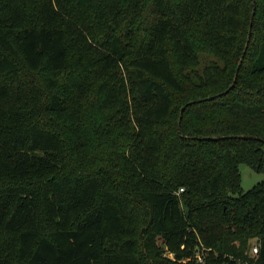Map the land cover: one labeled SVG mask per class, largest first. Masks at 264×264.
<instances>
[{"label":"trees","instance_id":"trees-1","mask_svg":"<svg viewBox=\"0 0 264 264\" xmlns=\"http://www.w3.org/2000/svg\"><path fill=\"white\" fill-rule=\"evenodd\" d=\"M118 130L121 171L92 146ZM242 164L264 175V0H0V264H253V239L264 264Z\"/></svg>","mask_w":264,"mask_h":264},{"label":"rangeland","instance_id":"rangeland-1","mask_svg":"<svg viewBox=\"0 0 264 264\" xmlns=\"http://www.w3.org/2000/svg\"><path fill=\"white\" fill-rule=\"evenodd\" d=\"M212 61L213 62L217 61V59L213 55H211V54L204 55L203 65L205 63L208 64L209 62H212ZM45 76H47V78H48V75L47 74L45 75L43 73V76L39 80H37V77H35V79L38 83H42L43 80L45 79ZM71 76L72 75L70 74V76H68L67 78H70ZM69 81H72V80H69ZM186 99H187L186 97L180 98L179 103L177 104L179 108H178V110L175 111V114L173 115L172 119L170 120L169 125H167V126L165 125L163 127L161 126V127H159V130L163 131L166 128L174 130L176 125L178 127V124L179 123L181 124L182 117L180 116V111H181L180 107H181L182 103H184V101H186ZM83 114L85 117V122H83L82 124H84V125H87V123H89L91 120L94 119V115L90 111L83 112ZM92 140H93V144H92L93 148L96 147V149L94 148L95 152H97V151L99 152L102 148H104L103 154L100 155V156L103 155L101 163L104 166H106V165L112 166V164H113L115 171H121V169H119L120 164H119L118 168H115L113 161L118 160V157L116 155V154H118L117 151L119 152V155H126V156L129 154V152H132L133 142L131 140L130 133L128 131L125 132L123 130L115 131L113 137H109V138L105 137L102 140V142H100V146H97L98 142L96 140H94L93 138H92ZM112 142H116L119 144L117 150H115L116 146L111 147ZM80 159H81V155L77 156L76 159L72 160V164L69 163V166L67 167V169L74 168V169L81 170V168H79L76 165V162L77 161L80 162ZM94 161H95V163H94L95 167H98L100 165V162L95 160V158H94ZM240 174H241V186H242V190L244 192L249 191L255 185L262 182V180L264 179L263 174L256 173L246 164L240 165ZM250 242L253 245L256 244L255 239L251 240Z\"/></svg>","mask_w":264,"mask_h":264},{"label":"built area","instance_id":"built-area-1","mask_svg":"<svg viewBox=\"0 0 264 264\" xmlns=\"http://www.w3.org/2000/svg\"><path fill=\"white\" fill-rule=\"evenodd\" d=\"M258 255V246L256 244H254L250 250V256L251 259L253 261V264H255L256 261V256ZM196 259L198 260V262L202 263L203 262V257L200 255V253L196 254ZM249 264V263H247Z\"/></svg>","mask_w":264,"mask_h":264},{"label":"water","instance_id":"water-1","mask_svg":"<svg viewBox=\"0 0 264 264\" xmlns=\"http://www.w3.org/2000/svg\"><path fill=\"white\" fill-rule=\"evenodd\" d=\"M180 126V123L178 124V127Z\"/></svg>","mask_w":264,"mask_h":264}]
</instances>
